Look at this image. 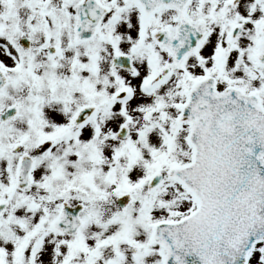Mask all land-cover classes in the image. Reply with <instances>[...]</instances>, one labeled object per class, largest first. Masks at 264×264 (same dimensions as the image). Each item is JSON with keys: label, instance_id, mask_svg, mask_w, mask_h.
Segmentation results:
<instances>
[{"label": "snow or ice", "instance_id": "6c2138e0", "mask_svg": "<svg viewBox=\"0 0 264 264\" xmlns=\"http://www.w3.org/2000/svg\"><path fill=\"white\" fill-rule=\"evenodd\" d=\"M0 264H264V0H0Z\"/></svg>", "mask_w": 264, "mask_h": 264}]
</instances>
